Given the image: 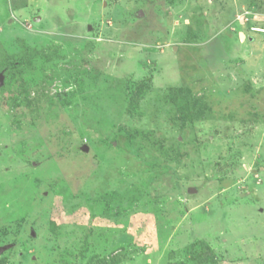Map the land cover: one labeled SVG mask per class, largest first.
<instances>
[{
  "label": "rangeland",
  "instance_id": "rangeland-1",
  "mask_svg": "<svg viewBox=\"0 0 264 264\" xmlns=\"http://www.w3.org/2000/svg\"><path fill=\"white\" fill-rule=\"evenodd\" d=\"M26 51L0 264H264V0H0V64ZM186 84L208 119L177 120Z\"/></svg>",
  "mask_w": 264,
  "mask_h": 264
},
{
  "label": "trees",
  "instance_id": "trees-1",
  "mask_svg": "<svg viewBox=\"0 0 264 264\" xmlns=\"http://www.w3.org/2000/svg\"><path fill=\"white\" fill-rule=\"evenodd\" d=\"M31 52V51H30ZM29 51H26L24 56H20L17 53L10 55L5 61H3L0 64V70L4 72L5 75V82L6 85H10L12 81L15 78V75L22 74L23 69L21 66L24 65L25 62H31V59L39 57L40 59L46 58L49 59L50 57H44L43 54L40 53H30ZM23 90L19 91V95H24V98H27L29 93L28 90L23 87ZM147 89V85L145 83H141L140 86L137 88V93L135 92V95L137 98L140 96L138 93H143ZM16 92V96L17 93ZM171 94L167 96V99L170 100V104L173 106L175 111V116L177 120L181 124H188V123H196L204 119H208L209 116L212 115V107L210 104H208L205 100H203L202 97H198L197 93L194 91V89L189 85L186 84L183 87L180 88H172ZM136 98L133 95L129 97L130 106H129V114H137L138 113V106L134 105V100ZM205 98V97H204ZM12 99L15 101V105H23L24 103H19L16 99V97H12ZM73 151L76 152V148L73 146ZM207 253L204 255L201 253L200 261L201 262H214V254L212 249L206 248Z\"/></svg>",
  "mask_w": 264,
  "mask_h": 264
},
{
  "label": "water",
  "instance_id": "water-1",
  "mask_svg": "<svg viewBox=\"0 0 264 264\" xmlns=\"http://www.w3.org/2000/svg\"><path fill=\"white\" fill-rule=\"evenodd\" d=\"M242 37V36H241ZM4 72L2 71V72H0V84H3L4 83ZM84 147H86V146H84ZM6 247H9V245L8 246H5V247H3L2 249H4V248H6ZM2 249L0 250V252L2 251Z\"/></svg>",
  "mask_w": 264,
  "mask_h": 264
}]
</instances>
